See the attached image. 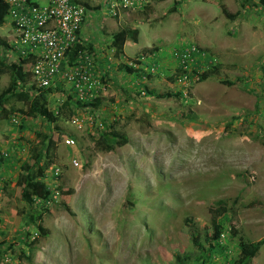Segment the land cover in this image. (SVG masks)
<instances>
[{"label":"rangeland","instance_id":"1","mask_svg":"<svg viewBox=\"0 0 264 264\" xmlns=\"http://www.w3.org/2000/svg\"><path fill=\"white\" fill-rule=\"evenodd\" d=\"M85 1L90 9L80 36L105 49L95 52L92 46L93 66L114 81L106 82L96 108L76 107L75 98L70 100L74 112L92 116L81 128L70 124L67 108L53 124L22 101L10 98L4 104L0 264H187L175 255L196 253L188 230L202 243L211 217L222 220L225 213L224 256L212 262L224 264L237 252V235L251 241L264 236V10L258 0H152L112 17L104 5ZM220 5L236 16L225 17ZM127 27L137 34L124 45L126 60L154 48L158 70L170 72L172 49L190 42L216 57V72L194 82L184 99L136 94L133 75L117 69L120 60L110 46V33ZM11 35L6 16L0 38L9 43ZM102 56L107 68L100 65ZM0 57L11 61L15 54L0 46ZM27 80L32 83L31 75ZM8 82V72L0 73V92ZM59 83L48 95L53 112L72 94L68 82ZM147 86L160 92L176 88L163 75L151 77ZM103 120L127 142L109 152L96 146L95 127ZM36 131L47 134L51 146L43 180L50 185L49 172L57 166L60 194L40 219L47 234L30 240L36 229L27 223L30 210L15 182L20 163L41 146ZM66 136L72 145L64 144ZM229 224L235 237L228 236ZM4 254L9 262L1 260ZM249 264H264V243Z\"/></svg>","mask_w":264,"mask_h":264},{"label":"trees","instance_id":"2","mask_svg":"<svg viewBox=\"0 0 264 264\" xmlns=\"http://www.w3.org/2000/svg\"><path fill=\"white\" fill-rule=\"evenodd\" d=\"M74 2L80 3L84 5V7L88 10L90 9L88 3L85 0H73ZM261 8L264 10V0H258ZM221 12L223 15L229 19H233L236 16L235 13H229L226 9L220 5ZM8 13V5L0 0V26L3 24L5 17ZM136 28H122L111 34L110 38V46L114 49V53L117 57H119L120 62L117 63L116 67L119 71H122L126 75L132 74V85L133 91L136 94H146L154 97H169L175 96L180 99H184L185 97L181 94L179 90L176 88L172 92H160L155 90L154 88H150L147 86L148 80L151 77L163 75L165 79H168L173 84V79L180 72V67L176 63V61L172 64V70L170 72H166V70H157L156 73H146L144 72V67L149 65H154L156 69L159 67L158 60V52L154 48H148L140 52V54L144 55V60H139L140 54H137L138 59L132 60L136 62L137 65L132 66V64H128L126 58L123 59L122 55V44L125 39H130L132 42L136 41ZM0 46L4 49L12 50L10 44L5 40L0 38ZM13 51V50H12ZM92 46L91 43H83L78 38V41L72 46L70 51L67 53L68 62L73 61L77 58V55L82 53H86L88 55L92 54ZM210 54V53H209ZM147 55H153L152 58H147ZM210 56H207L209 59ZM93 62V60H92ZM138 63L140 65H138ZM218 61L216 60L215 66L209 63L205 65V62H197L194 64L191 70V78H195V81H202L207 78L209 75L215 73L217 69ZM30 60L28 58H21L15 55L14 60L8 61L4 57H0V73L8 72L9 82L8 85L0 92V117H8L7 111L4 110V104L10 99L14 98L15 100L22 101L27 104L29 107L30 113H34L35 115L42 118L44 121L48 123H55L58 120L59 113L63 108H67L68 113L73 115L74 109L70 105V100L75 98L74 92L72 90V96L68 95L64 100L61 101L60 105L57 107V112H53L47 106L48 95L51 91L54 90V87H59L60 83L57 82L54 86H49L47 88H38L35 89L33 82L28 84V76L30 75L29 70ZM93 74L96 73V68L92 66ZM99 76V80L102 81L105 85L106 82L114 81V78L108 74V72H103L102 74H97ZM145 75L146 81H141V76ZM111 76V77H110ZM219 82L230 86L234 85L233 81H228L226 79L219 78ZM61 82V81H60ZM71 89L72 86L70 85ZM245 88L246 86L243 85ZM100 98L97 96L90 100L80 101L75 98L76 107H87L89 109L96 108L99 104ZM102 128H98L96 125V138L94 140L96 146H98L101 150L104 151H112L115 147L121 146L127 142V138L121 132L114 128L112 123L102 121ZM35 136L39 137L40 147L35 148L32 147L30 151L29 160H25L20 163L19 169L20 174L16 179V186L20 188V198L24 201V203L28 206L30 212L28 213L27 223L34 225L37 236L44 237L47 232L40 224V219L42 217L43 212L47 209L44 206V202L47 199H50V195L52 194L51 189L49 188V184L45 182L43 179L45 177L44 170L51 162V146L47 141L48 135L43 134L39 131L35 132ZM4 157L0 155V164L4 161ZM55 189L58 190L60 194V190L58 185H55ZM220 207V206H219ZM222 220H216L215 217H211L209 223L210 231L205 235L202 243L199 242L197 235L195 234L194 229L190 228L188 230V236L191 241V244L195 247L196 253H183L176 254L175 259L177 262L182 263L186 261L187 264H212L215 257L224 256L225 246L220 243V235L223 230V221H226L225 213L222 214ZM228 236L235 237L237 235V231L234 229L232 225L229 224L228 228ZM27 238V232H24ZM25 236L24 239L26 240ZM25 240L23 242H25ZM264 243V236L261 238L251 241L245 238L242 235H237L236 238V246L237 252L232 257V259H228L224 261V264H249L252 258L257 254L260 246ZM3 245V240H0V247ZM7 248V247H6ZM2 254L0 250V255Z\"/></svg>","mask_w":264,"mask_h":264},{"label":"built area","instance_id":"3","mask_svg":"<svg viewBox=\"0 0 264 264\" xmlns=\"http://www.w3.org/2000/svg\"><path fill=\"white\" fill-rule=\"evenodd\" d=\"M2 1L8 5L7 16L12 29L9 44L15 55L30 60L29 70L35 89L47 88L57 82L66 81L72 86L75 98L80 101L93 99L105 89V84L99 80V76L92 73L93 56L91 54L83 52L82 55L78 54L73 61L68 62L67 60V53L78 41L80 28L86 16L87 9L84 5L73 0ZM93 1L104 5L107 13L114 17L120 11L141 8L152 0ZM171 56L180 67V72L173 79V85L185 98L188 96L190 86L196 82L195 78L190 76L194 64L205 62V65L210 63L213 66L217 60L205 48L190 42L174 47ZM207 56L210 58L207 59ZM143 57L144 55L140 54L139 60H144ZM136 59H138L137 56L134 60ZM132 60L127 59V63L132 66L137 65ZM157 70L154 65L144 67L145 74L147 72L156 73ZM140 79L145 82V75H142ZM83 122L91 124V114L76 111L70 117V124L76 128H81ZM100 125L101 123L98 122L97 126ZM63 142L65 145H72L73 139L66 136ZM0 155L6 156V152L0 150ZM73 163L76 164L75 161ZM58 175V167H52L49 172L51 180L49 188L52 194L50 199L44 202V206L57 201L59 192L55 189V182ZM2 186L3 182L0 183V193ZM36 236L35 230L29 239L32 240ZM1 260L9 262L10 258L8 254H4Z\"/></svg>","mask_w":264,"mask_h":264},{"label":"crops","instance_id":"4","mask_svg":"<svg viewBox=\"0 0 264 264\" xmlns=\"http://www.w3.org/2000/svg\"><path fill=\"white\" fill-rule=\"evenodd\" d=\"M120 15V14H119ZM118 15V16H119ZM81 30V29H80ZM112 33H110V35H111ZM79 39H80V41H82L83 42V38H81V36H80V33H79ZM130 40V39H129ZM128 42V39H125L124 40V42H123V44H122V57H123V59L124 58H127V56H126V54H125V52H124V45H125V43H127ZM83 43H87V42H83ZM106 45V44H105ZM129 45V44H128ZM93 47H95L96 49H95V52H97V51H99L100 49H104L103 47H101V48H98V46H96V45H92ZM108 49V48H107ZM94 50V49H93ZM105 50V49H104ZM104 50L102 51L103 53H106L107 51H105L104 52ZM120 59V58H119ZM101 62H102V64H100L101 66H103V68H105L109 63H108V60L106 59V56H102V58H101ZM111 77V76H110ZM158 77V76H157ZM113 81V80H112Z\"/></svg>","mask_w":264,"mask_h":264}]
</instances>
